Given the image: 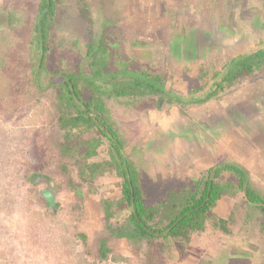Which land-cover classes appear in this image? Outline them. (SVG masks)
Segmentation results:
<instances>
[{"label": "rangeland", "instance_id": "obj_1", "mask_svg": "<svg viewBox=\"0 0 264 264\" xmlns=\"http://www.w3.org/2000/svg\"><path fill=\"white\" fill-rule=\"evenodd\" d=\"M37 5L38 0H0V264L168 263L179 238L170 237L171 245L111 239L114 252L99 260L106 232L100 201L118 199L122 179L112 172L85 181L78 163L59 157L57 143L64 138L58 100L51 89L37 91L30 79ZM103 33L133 69L165 73L167 87L187 97L193 88L206 92L231 58L264 47V0H137L134 5L132 0H59L48 67L72 70L87 43ZM127 101L109 99L110 117L130 143L125 151L142 172L149 203L192 184L200 166L198 141L218 156L216 163L245 166L264 193V69L200 105L158 108L155 98ZM171 128L188 133L185 150L183 138L170 137ZM165 140L173 146L168 154ZM137 144L142 150L136 154ZM99 158H109L106 143L93 160ZM129 212L119 210L112 221L123 222ZM235 212L253 220L260 216L264 226L258 208L240 205Z\"/></svg>", "mask_w": 264, "mask_h": 264}, {"label": "trees", "instance_id": "obj_2", "mask_svg": "<svg viewBox=\"0 0 264 264\" xmlns=\"http://www.w3.org/2000/svg\"><path fill=\"white\" fill-rule=\"evenodd\" d=\"M58 1L38 0L30 39V79L37 91L51 89L58 100V123L64 138L62 143H57L60 159L78 163L80 176L85 181H94L112 172L122 179L118 199L102 197L100 201L106 232L99 241V260L108 259L114 252L109 245L111 239H126L134 244L170 237L190 239L192 234L204 230L207 219L213 216L214 208L224 196L233 197L241 192L247 204L264 215L262 189L254 182L250 171L235 161H218L184 189L172 188L164 199L149 203L142 185V172L125 151L130 143L115 126L108 106L109 99L120 97H127L128 103L155 98L158 108L165 104L183 108L204 104L242 77L262 71L264 47L231 58L224 64L223 72L215 74L206 92L199 93L200 88H193L192 95L187 97L167 87L165 73L133 69L129 62L120 59L117 44L113 48L105 33L87 43L81 60L72 70L50 69L51 30ZM91 132L90 138L81 139ZM105 143L109 158L93 160ZM133 149L136 154L142 150L140 144ZM60 167L68 172L65 163H60ZM225 173L230 177L224 178ZM69 185L80 196L83 194L77 183L70 181ZM125 208L130 212L124 221L113 222V217ZM81 237L85 240L87 236L82 233Z\"/></svg>", "mask_w": 264, "mask_h": 264}, {"label": "crops", "instance_id": "obj_3", "mask_svg": "<svg viewBox=\"0 0 264 264\" xmlns=\"http://www.w3.org/2000/svg\"><path fill=\"white\" fill-rule=\"evenodd\" d=\"M136 1L132 0V5ZM208 4L206 2V5ZM145 6L150 5L147 2ZM169 132L172 138L184 139L180 142L183 144L181 149L185 150L183 141L185 144L188 143L186 139L189 136L188 133L185 130L178 132L173 128L169 129ZM170 141L172 142V139ZM168 142L166 144H169ZM198 142L199 146L196 149L201 151V158L200 166L194 173L196 178L200 177L205 169L213 167L218 157L216 156L215 159L212 156L213 152L208 147H202ZM169 145L165 147V153L173 148L171 144ZM240 205L247 206L244 198L237 199L229 196L221 198L214 208L213 216L207 219L204 230L192 234L188 240L181 237L180 244L175 246L177 250L171 252L172 256H169L166 264H264L262 218L257 216V219L253 220L249 214H237L236 207ZM159 241L156 240V242ZM164 242L170 244L169 239Z\"/></svg>", "mask_w": 264, "mask_h": 264}]
</instances>
